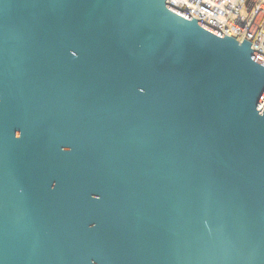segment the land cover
<instances>
[{
	"label": "water",
	"instance_id": "obj_1",
	"mask_svg": "<svg viewBox=\"0 0 264 264\" xmlns=\"http://www.w3.org/2000/svg\"><path fill=\"white\" fill-rule=\"evenodd\" d=\"M167 0H0V264H264V56Z\"/></svg>",
	"mask_w": 264,
	"mask_h": 264
},
{
	"label": "built area",
	"instance_id": "obj_2",
	"mask_svg": "<svg viewBox=\"0 0 264 264\" xmlns=\"http://www.w3.org/2000/svg\"><path fill=\"white\" fill-rule=\"evenodd\" d=\"M168 6L264 56V0H167Z\"/></svg>",
	"mask_w": 264,
	"mask_h": 264
}]
</instances>
